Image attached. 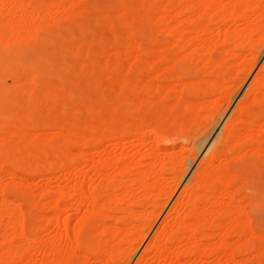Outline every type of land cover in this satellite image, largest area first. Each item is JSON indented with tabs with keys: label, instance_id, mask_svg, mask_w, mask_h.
<instances>
[{
	"label": "bare ground",
	"instance_id": "obj_1",
	"mask_svg": "<svg viewBox=\"0 0 264 264\" xmlns=\"http://www.w3.org/2000/svg\"><path fill=\"white\" fill-rule=\"evenodd\" d=\"M69 1L70 3L68 6L62 3H59V2L58 4L56 0L55 4L51 2L50 5H48L47 7H43L41 5L31 6L26 2V0H0V47L3 48V50L5 51L3 58L0 59V68L4 69L10 65H16V66L18 65V59L12 56L9 51L21 39L35 36L38 28L42 25V22L44 23V21H46L44 20L45 18L53 14L60 15L62 14V12L66 13V10L69 11L67 8L77 9L75 7L72 8L73 6L77 4L76 3L77 1L76 0H69ZM175 2H178L176 9L174 7L175 10L174 9L171 10V11H174V13H170L168 10H166V8H164L161 11L162 13H160L161 15L158 13L157 15L159 16H156V17L161 18L160 22H162V24L168 23L167 25L168 30H169V25L172 30L176 29L174 30L175 35H173L172 37L176 41L174 45H178L180 43L179 46L183 47V46H188L190 44H193L195 45V47L201 46L202 48L205 49V51H208L209 47H211L210 44L212 41L209 36L206 37L204 34L206 32L209 33L211 31L215 32L217 34L218 41L220 42L221 45H223V56L221 57V60L218 59L217 61H215V64L222 65V63L225 62L228 54L236 56L237 58L242 57L240 58L241 59L240 61H237V63H235V70L236 69L238 71L239 70L243 71V69L246 70L248 73L246 76V79H247V77L252 73V71L257 66L259 58L261 57L258 51H256L258 49L255 50V45L257 44L264 45V13L261 15L259 14V10L262 7H264L263 0H233L232 2L230 1L229 3H221L219 0H177ZM164 3L166 2L164 1ZM173 3L174 2H172V4ZM126 5H123V4L119 5L116 12H114V15H113L122 23H129L128 22L129 20H133L138 16V13L135 10L130 9V8L128 9ZM190 8H192L193 14L192 16H189L187 18L189 19L191 17V20L189 19L188 21L189 22L191 21L193 26L191 29H185V27L182 26L183 21L180 20L179 17L183 11H186ZM248 9H251L252 14L247 15ZM143 11H146V10H143ZM143 11L141 12L143 13ZM70 12L72 13V10L66 13L67 15L66 14L64 15L62 14V15L64 17L68 16V14L72 15ZM216 13L217 14L220 13V14H218L219 17L215 20L216 25L214 27L211 26L212 27L211 28L209 26V22L207 21L210 20L209 18ZM140 15H143V14H140ZM212 18L213 17H211V19ZM242 18L245 20L246 24L244 27L242 26L238 27L239 26L238 19H242ZM229 23L231 24L232 27L236 29L235 32L237 33L235 36H233L232 33H229V31L224 28L225 25H228ZM240 23L242 22L240 21ZM187 32H189L188 36H186ZM131 35L133 36V34ZM131 35L129 34V36ZM236 36H238L239 38L235 42H232V38L234 39V37ZM130 38H133V37H130ZM173 39H171V42L170 41L168 42L173 44L174 42ZM131 40L134 41V39H131ZM229 43H232V44L228 46ZM163 45L162 44L161 46L153 45V47H149L150 49L148 51L147 47H143L140 42H136L133 48L128 47L125 49L126 51L125 50L124 51L130 55V57H128L127 59L129 63H130L129 58H131V60L139 59L140 61V59H142L148 62L149 64H154L158 60H161L163 57L165 48H167L168 46L167 43L166 45L164 46ZM146 51H148L149 54H152L151 58L149 57L148 59L144 58L143 55L146 53ZM78 53L79 52H77V56H78ZM119 54L121 55V52ZM178 57H177V61H178ZM172 58L176 59V57H172ZM172 58H169V59L171 60ZM122 62L123 61H121V63ZM134 62L137 63L138 60L137 62L136 61ZM262 63L264 62L262 61ZM21 65L24 67L26 64L22 63ZM124 65L127 66V64L125 63ZM130 66L132 69V65ZM153 67L156 68V64H154ZM158 68L159 67H157V69ZM157 69H155V71H158ZM258 69L259 70L256 69L257 73L253 76V78H251L252 80L250 81L248 85L247 91L245 92V94L242 95L243 97L241 96L242 98L239 100V102H237L236 106L234 107L232 111L233 116L232 117L230 116V121L229 122L226 121L227 124L226 126L224 125L225 128L224 130H222L221 136L217 140L216 144L212 143L215 145L208 152L207 156L206 157L204 156L205 158L204 161H202L201 159L203 164L200 163L201 167L199 168V170H197L195 174L193 173L195 175L194 177L192 174L191 177L193 178V180L190 183L187 182L188 183L187 185L185 184L184 186H181L183 183L182 178L184 177L183 168H186L185 161L187 158L185 157L184 153H179V151L177 152L173 149V145L177 143L175 139L184 138L185 135L187 136V133L192 131L195 125L198 126V123L204 124L206 123V121H209L208 120L209 116L213 112H215L217 109L221 112L220 108H218L222 106V105L219 106L221 102H226L228 106L231 104L233 95H234L233 89H230L226 85L223 79L218 80L219 78L216 77L217 79H215L213 77V80H210L213 82L205 89L203 94L213 95L211 99H207V100L203 99L201 101L196 100L195 102H193L195 100L194 99L192 101L193 103H191L192 105H190L189 99H186L187 101L185 103L186 105L183 103H182L183 106L180 105L182 109V112H181L182 118L178 119V121L177 120H173L172 122L168 121L169 122L168 124L167 123L153 124V122L149 123V121L146 120L149 123L148 124L149 128L146 129L144 127L145 121L142 118L138 119L137 121L135 120L132 122H129V119H128L126 121V123L128 122V125L124 126L125 130H127L126 132H123L120 127L116 128L113 126H108L106 124H103L100 130L97 131L98 134L95 137H93L94 135L83 132V133H80L82 134L81 139H73L74 138L73 137L72 141L66 140V139H63L62 141L59 140L56 149H58V152L60 154L56 155L58 156V160L57 159L56 160L58 161L57 164L59 163L58 166L60 165L61 170L59 171V174H57V176L51 175V177H49L48 179H51V178L54 179V178L60 177L62 182H60V184L55 187L54 186H47V187L44 186L43 187L42 192L43 193L48 192V194L52 196L51 198L52 201L49 202V203L52 202V204L49 206V209L52 208V213L50 212L49 215L47 214L46 217L44 216V218L47 220L45 221L46 223L44 226L39 225L35 233L33 232V230L35 229H29L28 227H26L25 226L26 222L24 223V219L21 218V216L25 217L24 215H22L24 213L22 212L21 214L19 210L21 214L20 216L19 212L18 214L16 212H13L12 206L14 205L8 199L3 198L5 196L4 194L1 195L2 188H0V195L3 196V197L0 196V226L5 225L6 228L9 229V232L6 231V233H4L5 236L4 237L2 236L4 240L8 239L7 241H9L8 242L9 244L0 250L1 264L2 262L3 264L4 263L5 264H18V263L20 264L24 261H28L32 259V256L35 253L43 254L44 256H47L53 259L57 264H70L71 258L75 255L82 256V258L84 259V261L79 262V264H89L90 260H92L93 257L96 258V262L98 261L99 264H115L119 262V260H121L120 253L125 252V249H123V246L125 243L126 245L128 243V246H127L128 251L124 254L126 256L124 260H127L128 258L131 257L130 261L132 260V257H134L133 255L138 250V248L141 246V244L145 243L146 245L144 249L142 248L143 250V251L141 250L142 253L139 252L140 253L139 257H137L138 259L136 258L137 261L135 260L136 261L135 263L132 262L133 264H146V262H148L147 256L149 255L150 252H153L155 256L159 257L161 259V262H163L164 260L165 261L163 262L164 264H174V263L182 264L183 262L181 263L180 256H181V253L183 252H185L183 253L184 255L186 254L187 256H189V259H188L189 262L188 263L184 262V263L199 264V260L201 259L205 249H207V246H208V249L210 248L212 252L214 251L217 253L216 255H218V258L220 261H224L223 263H230V261L233 260V253H232V250L230 249L234 250L236 244L235 245L233 244V246L230 245V243L228 242L229 240H227L229 234L233 232L237 233L241 239V237L247 235L248 233L249 234L251 233L250 234L251 236L254 235L253 237H256L255 236L256 234H254L256 232L253 231V228H255L253 227V220L245 214L246 210L244 211L242 209L243 207L241 208L242 205L241 206L239 205V202H238L239 200L237 201V199L234 197L233 193L236 189L233 190V192L228 189L229 187H235L234 185L232 186L231 184H233V182L236 180L238 176L236 177V174L234 175L233 173H231V170H227V168L224 166V164H222V162H224L225 160H226L225 162L228 161L226 159L227 158L226 156L228 157L230 156V158L234 157V155L232 157L231 156L232 154L230 153H233L234 151H236L235 150L236 146L241 145V146H245L246 148L247 146L249 147L253 146V147H257V149H260V147L263 146V145L260 146V142L264 141V123H262L264 121L262 122L254 121L253 116H255L257 112L255 113L251 108V105L254 101H255L254 104H256V101H259V99L264 101V64L260 66ZM160 71L156 73L160 74ZM38 73L39 72L37 71V69H33L31 67V70L28 73L25 81L23 83H20L19 81H17L14 83V86L17 87V90L20 91V93L22 94L25 93L27 90H31V91L35 90L36 79H38V76H39ZM233 74L236 75L234 72ZM233 80L235 79L233 78ZM181 81H184V80H181ZM124 83L125 82H122V84ZM190 83L189 85L192 86ZM177 85L175 83L173 85L167 84L165 86L166 87L168 86L167 89L172 90L174 92V95H176V97H179V96H182L181 90L179 89L182 86L179 87L178 85L179 87L178 88ZM189 85H187V87L184 86L185 87L184 89L190 87ZM154 86L156 88H159L160 85L154 84ZM9 87L11 88L10 82L7 77L4 80H0V141H3L4 139L8 141L24 140L27 143H32L33 136H35V134L38 135L37 134L38 132L37 133L33 131H31L32 133L29 132L28 121H29L30 110L31 108L34 107L35 102L34 100H32V102L34 103L29 101L31 100V98H29V100H21V101L19 100V102L13 100L9 96L10 95ZM195 88L197 89V86H195ZM191 91H193V88L191 89ZM122 92H123V88H122ZM151 93L152 92H150L149 94ZM197 93H199L198 90H197ZM48 95H50L49 90L45 91L44 93L45 103H46V99ZM73 95L74 94H72V96ZM58 96L56 93V97ZM214 96L216 97L214 98ZM176 97H174V99L177 100ZM72 100H75V99H72ZM176 100H174L173 102H175ZM182 100H185V98H183ZM63 101H64V98H61V102L57 103V105L63 103ZM139 102L140 101H137L136 103H139ZM36 103H39V102L37 101ZM171 103H170L171 106L172 104L174 105V103L172 104ZM187 103H189V106L187 105ZM50 105L51 104L48 105V103L45 104V106L43 107L41 111V114L38 117V121L36 123V127H38V129L40 128L42 132L45 134L43 142L46 145L49 144V142L51 141V136L54 135L55 132H58V131L52 132L48 130L51 132V133L48 132L50 133L48 135L46 134V131H45L50 126H53L49 122L50 121L49 119H51L50 115L55 114V111H54L55 105L53 106H50ZM261 105H264L263 102ZM136 106H134V108ZM122 108L124 107H122V104L119 102L115 104L112 110L113 112H116V111L121 110ZM78 109L74 108L73 110L77 111ZM129 109L131 110L130 107ZM125 110H126V107L125 109H123V111L124 112L128 111V110L127 111ZM255 111H258V109ZM259 113L264 114V109L261 110ZM11 114H16L17 117L14 121L8 123L6 119ZM57 114L58 113H56V115ZM260 114L259 115L257 114V117H259ZM126 115L128 114L126 113ZM156 115L159 116V114H156ZM213 115L214 113L212 114L210 120H214L212 119ZM12 117L14 118L15 116H12ZM104 117L105 115L103 116V118ZM160 118L162 119V117ZM121 119L123 120V117ZM116 121L114 123H116ZM120 122L121 121H119V124ZM71 123L73 122L71 121ZM79 124H81V122ZM32 127H35V126L32 125ZM95 127L97 126L95 125ZM80 128L81 127H79V129ZM84 128H86L85 125H84ZM213 128H214V125H213ZM42 132L40 133L42 134ZM65 133L66 131L63 132V134ZM123 134L124 135L128 134L130 136L137 137V138H142V137H145L146 134H149L150 139L152 141V146L156 144V147H157L160 145V143H164V144L167 143L168 148H165L162 150L161 148H159V151H156L153 148L155 151L153 153L150 151V153L153 154V155L151 154V159L149 161L150 166L149 167L144 166L147 168L141 167V169L134 172L135 174L133 175L131 173L129 174V171L131 168H133L132 166H135L136 163H135V157L129 155L130 153H125L124 155H121V156L111 155V156H107L105 159L95 160L91 156H87L89 152L84 154V152H81L82 151L81 150L78 153L77 152L73 153L72 149L70 148V146H72L73 144L75 145V143L82 142L84 140H87L88 138L90 139L96 138L97 140L107 139V141H113L116 139H121V137H123ZM207 137H203V138L207 139ZM203 138H201V140ZM206 141H208V139ZM263 143L264 142H262V144ZM86 145L88 146V144ZM25 146L27 147V145ZM199 147H200V144L198 145V148ZM3 149L6 150L7 148H3ZM7 150L10 152V149H7ZM19 150L21 151V147L19 148ZM239 151L240 149L239 150L237 149L236 152H239ZM144 152L147 153V151L139 152L142 155L141 157H144L150 154L148 152V154L146 155ZM236 152H234V154ZM9 154L11 155V153ZM4 155H2V153L0 152V168H1L0 170L3 171L4 175L12 174V173L14 174L15 172L13 168L10 169L6 167L7 164L11 165L15 162L14 157L12 158V156L10 157L8 155L7 156H4ZM25 155L26 154H23V157H25ZM19 159L21 158L18 157V164L20 162ZM216 160H219L221 164L216 165L215 164ZM75 162L82 163L84 167H82L81 170L77 169L74 166ZM139 162H138L139 165L142 164ZM22 163L23 161L21 162V164ZM187 163H190V162H187ZM39 164L40 163H38V166ZM43 165L45 164L43 163ZM24 168L26 169L25 166ZM32 170L33 168L31 169V171ZM179 170H183V172L178 173ZM186 170H188V168L185 169V171ZM91 171L94 172L95 175L93 173L92 174L94 175L95 178L92 176H89V173H91ZM168 173L171 176L167 177ZM125 174L132 175L134 177L131 176L132 177L131 178L129 176H126ZM123 175L127 177L126 180L125 179L123 180V178H121ZM150 178H152L153 181H150ZM135 185H138V186L136 187ZM96 188L97 189L100 188L102 190L103 188L105 189L102 195V199H101L102 202H100L99 200L100 197H98L95 194ZM138 190L142 192L141 195L143 196L142 197L143 199L145 197V199L147 198L148 200L151 201L154 208L152 206V209L150 210L148 209L136 210L135 209V201L137 199L135 195ZM116 191H120V194H117ZM244 194L241 193V195H244ZM175 196L176 198L174 199V201H172ZM139 199L140 198L138 197V200ZM159 199H162V200L164 199V200L163 202L159 203L158 202ZM171 201L173 203L169 204V202ZM168 204L170 208L167 207L168 208L167 212L164 213L165 214L164 217L161 218V216L163 215V212L165 211V207ZM117 211L120 213L122 212L124 215H121V214L120 216L116 215ZM79 213H81L80 219L77 221L74 227H71L72 221L74 220L75 216ZM109 217L114 218L116 222H113V224H107L106 219H109ZM159 219L160 220L162 219V220L160 221ZM25 221H26V218H25ZM121 222L123 224L125 222V224L123 226H120L119 223ZM155 225H157L156 226L157 228L155 229V231H152L154 230L153 228H155ZM212 226H216L217 227L216 229L220 230V231L218 230L219 233L217 232L211 233V232L202 231L203 227L212 228ZM47 227H50V229L53 228V231L55 233L54 238L50 240V242L48 243H46L45 240L40 235L43 233L44 230H46L44 228H47ZM151 231L154 233H152L150 236ZM11 236L12 237L19 236L18 238L21 237L22 240L24 239L25 243L16 244L12 242V239L10 240V238H12ZM215 236L217 240H212V241L210 240L211 242H209V244H205L207 246H204L203 243L201 244V240H203V238H212ZM182 241H185L186 243L185 244L183 242L185 244L184 245L185 248L187 245L186 250L183 252L182 250L180 251L178 250L179 248H177L178 246L181 247L180 244ZM245 242H240V243H245ZM238 244L239 243H237V245ZM252 247L254 248V245H252ZM252 247L250 249H252ZM66 249L69 250V253H67ZM261 250L263 251V249ZM243 251H248V250L244 249ZM248 255L250 256V253H248ZM249 256H247L248 260L251 258V257L249 258ZM244 259H246V256L244 257Z\"/></svg>",
	"mask_w": 264,
	"mask_h": 264
},
{
	"label": "rangeland",
	"instance_id": "obj_2",
	"mask_svg": "<svg viewBox=\"0 0 264 264\" xmlns=\"http://www.w3.org/2000/svg\"><path fill=\"white\" fill-rule=\"evenodd\" d=\"M55 1L56 0H26V2L31 6L41 5L43 7H47L48 5H50L51 2L55 4L56 3ZM76 1H77L76 2L77 4L73 6L72 8L75 7L77 9L67 8L69 11L72 10V13L70 12L72 15L68 14V16H66L67 15L66 13L69 12L66 10V13L62 12L63 15L66 14L65 15L66 17H64L62 14L60 15L53 14L45 18L44 20L46 21L43 20L44 23L42 22V25L38 28L35 36L21 39L20 41L17 42L18 44L16 43L12 47V49L9 52L12 56L18 59L17 66L10 65L4 69L0 68V80H4L6 77L8 78L10 82V86L12 88L11 89L9 87L10 88L9 96L13 100L19 102V100L20 101L29 100V98H31V100L29 101L32 102V100H34L35 103L37 101L39 102L36 104L32 102L34 103V107L31 108L30 113H29V121H28L29 132L31 131L36 132V133L38 132L37 133L38 135L35 134V136H33V142L27 143L24 140L8 141L5 139L3 141H0V152L2 153V155H4L5 153L4 156H7V155L10 157L12 156V158L14 157L15 159V162L13 164L11 165L7 164L6 167L10 169L13 168L14 172L16 173V174L14 173L15 176L13 173H12L13 175L12 174L4 175L3 171L0 170L1 171L0 172V176H1L0 185L2 184L0 186V188H2L1 195L4 194L5 197L1 195L0 196L11 201L14 206L16 205L15 207L12 206L13 212H16L18 214L20 210L21 214L22 212L24 213L22 215H24L25 217L21 216L19 212L21 218L24 219V223L26 222L25 226L28 227L29 229H35L33 230L34 233L36 232L37 227L39 225H43V226L45 225L46 223L45 221L47 220L44 218V216L46 217L47 214L49 215L50 212L52 213V208L49 209V206L52 204V202L49 203L50 201H52L51 199L52 196H50L48 192L43 193L42 192L43 187L44 186L46 187L54 186L55 187L59 185L60 182H62L60 177L54 178V179L52 178L48 179L49 177H51V175L57 176V174H59V171L61 170L60 165L58 166L59 163L57 164L58 156H56L60 154L58 152V149H56L59 140L62 141L63 139H66V140L72 141L73 139H81L82 134L80 133H83V132L94 135L93 137H95L98 134L97 131L100 130L103 124H106L108 126H113L116 128L120 127L123 132H126L127 130H125L124 126L128 125V122L126 123L128 119H129V122H132V121H135V120L137 121L138 119L142 118L145 121L144 127L146 129L149 128L148 124L151 122H153V124H156V123H159V124L167 123L168 124L169 123L168 121H171V122L173 120L178 121V119L182 118V114H181L182 109L180 105L183 106V104L187 102L186 99H189L190 105H192L191 103L195 102L196 100L201 101L203 99L205 100L211 99L213 95L203 94L205 89L213 82L210 80H213V77L215 79L219 78L218 80L223 79L226 85L230 89H233L234 95H233L231 104L228 106L226 102H221L219 106L221 105L222 106L218 107L220 108L221 112L218 109L215 112H213L214 115L212 119L214 120H210L213 114L212 113L209 116V119H208L209 121H206V123L204 124L202 123L203 125L201 123H198V126L195 125L192 131L189 132L190 134L187 133V136L185 135L184 138L175 139V141L179 143L178 144L175 143L173 145V149L177 152L179 151V153H184L185 157L187 158L185 161L186 165L184 164L186 168H183L184 177L182 178L183 183L181 186H184L185 184L187 185L193 180V178L191 177L192 174L193 173L195 174L197 170H199V168L201 167V164H203L202 161H204L205 159L204 156L205 157L207 156L208 152L213 148V146L216 144L217 140L221 136L222 130H224L227 124L226 121L229 122L230 116L231 117L233 116L232 111L234 107L236 106L237 102H239V100L243 97L242 95L245 94V92L247 91L248 85L250 81L252 80L251 78H253V76L257 73V70H259L258 68L264 64L262 63V61L264 62V59H263L264 58V45L257 44L255 45V50L258 49L256 51H258L261 57L259 58L257 66L252 71V73L247 77V79H246V76L248 73L246 70L244 69L243 71L242 70L238 71L237 69H236L237 71L235 70V63H237V61H240L241 60L240 58L242 57L237 58L236 56L228 54L225 62L222 63V65L220 64H219L220 66L216 65L215 61H217L218 59L221 60V57L223 56V45H221L220 42L218 41L217 34L212 31L209 33L206 32L204 34L206 37L209 36L212 41L210 44L211 47H209L208 51H205V49L202 48L201 46L195 47V45L193 44H190L188 46H183L184 48L182 46L181 47L179 46L180 43L178 45H174L176 41L172 37L173 35H175L174 30L176 29L172 30L169 25V30H168V27H167L168 23L162 24V22H160L161 18L156 17V16H159L157 14L162 13L161 11L164 8H166V10H168L170 13H174V11H171V10L174 9V7L176 9L178 2H175V1L177 0H172V1L170 0H143V1L142 0L141 1L140 0H127L129 4L126 2V0H123V1L122 0H76ZM164 1L166 3H164ZM219 1L221 3H229L230 1L232 2L233 0H219ZM58 2L64 5H67V6L70 3L69 0H57V3ZM172 2H174L175 4L173 3L174 4L173 5ZM121 4L123 5L127 4L126 6L128 9L129 8L133 9L138 13V16L135 19L128 21L130 24L122 23L115 16H113L114 12H116L118 6ZM143 10H146V11H143ZM141 11H143V13ZM263 11H264V7H262L259 10V14L260 15L263 14L264 13ZM247 12H246L247 15L252 14L251 9H248ZM140 14H143V15H140ZM192 14H193L192 8L186 11H183L180 14L179 19L183 21L182 26L185 27V29H191L193 26L192 22L188 21L189 19L191 20V17L189 19L187 18L189 16H192ZM218 14L216 13L213 16H211L213 17L212 18L213 20L211 19V17L209 18L210 20H208L207 18L208 20L207 22H209L210 27L211 26L214 27L216 25L215 20L219 17ZM240 21L242 23H240ZM245 24L246 23L243 18L238 19V25H239L238 27L240 26L244 27ZM230 26L231 24L229 23L228 25H225L224 28L228 30L229 33H232L233 36H235L237 33L235 32L236 29ZM129 34L130 35L133 34V36L132 35L129 36ZM188 35H189V32L186 33V36ZM130 37H133V38H130ZM238 38H239L238 36L234 37V39L232 38V42H235ZM131 39H134L135 42ZM171 39H173L174 41V42L172 41L173 44L170 43ZM136 42H140L143 47H147L148 51L150 49L149 47H153V45L161 46V44L166 45L167 43L168 46L167 48H165L162 59L154 63L156 64V68L153 67L154 64H149L148 62L142 59H140L139 61V59L131 60V58H129L130 60V63H129L127 59L128 57H130V55L125 52L126 51L125 49L128 47L133 48ZM230 44L232 43H229L228 46ZM148 51H146L147 53V54L145 53L146 55L143 53L144 54L143 56L145 59L146 58L148 59V57L151 58L152 56V54H149ZM4 52L5 51L3 50V48L0 47V59L3 58ZM77 52H79L78 56H77ZM120 52H121V55L119 54ZM172 57H176V59ZM177 57H178V61H177ZM169 58H172L171 59L172 61ZM121 61L123 62L121 63ZM134 61H136L137 63H135ZM22 63L26 65L23 67L21 65ZM124 63L127 64V66L124 65ZM130 65H132V69ZM169 66L170 67L172 66V67L170 68ZM31 67L33 69H37V71L39 72L38 79H36V87H35V90L33 91L27 90L25 93L22 94L20 93V91L17 90V87L14 86V83L17 81H19L20 83H23L28 73L30 72ZM157 67H159L160 69L159 68L157 69ZM155 69H157L158 71L161 70L160 74L156 73L158 71H155ZM233 72L236 75H234ZM232 77L235 80H233ZM181 80H184V81H181ZM179 81H181L182 83L183 82L185 83L182 84ZM122 82H125V83L122 84ZM175 83L176 85L178 84L179 87L182 86L181 88H179L177 85V87L181 90L182 96L176 97V95H174V92L172 90L167 89L168 86L167 87L165 86L167 84L173 85ZM189 83L192 86H190ZM154 84H159L160 85L159 88H156ZM187 85H189L190 87L184 89L185 88L184 86L187 87ZM195 86H197V89L195 88ZM122 88H123V92H122ZM147 88L149 89V91ZM190 88L191 89L193 88V91H191ZM47 90L50 91V95H48L46 99V103H48V105L51 104L50 106L55 105V110H54L55 114L50 115L51 119H49L50 120L49 122L53 126H50L45 131H46V134L48 135L51 133L50 131L52 132L58 131V132H55L54 135L51 134L52 136L50 135L51 141L49 142V144L46 145L43 142L45 134L42 132L40 128L38 129V127H36V123L38 121V117L41 114L43 107L46 104L45 99H44V93ZM197 90L199 91V93H197ZM188 91H190L191 93ZM150 92L152 93L149 94ZM56 93H57V96L58 95L60 96L56 97ZM72 94L74 95L72 96ZM174 97H176L177 100L174 99ZM181 97L182 99L185 98V100H182ZM215 97L216 96H214V98ZM61 98H64L63 103L57 105V103L61 102ZM72 99H75V100H72ZM136 100L140 102L136 103L137 102ZM174 100L176 101L173 102ZM259 101H256V104H254L255 102L254 101L251 105L252 110L255 113L257 112L255 116H253V120L256 122L264 121V114L259 113L261 110L264 109V105H261L262 102L264 104V101L261 99H259ZM119 102L122 104V107L124 108H122L119 111L113 112L112 108L115 106V104ZM171 102L174 103V105ZM170 103L172 104V106L170 105ZM189 103H187L188 106H189ZM133 105L136 106L137 108L136 107L134 108ZM125 107H126L125 111L128 110L127 112L123 111ZM129 107L131 108V110L129 109ZM72 108L73 109L79 108V109L76 111V110H73ZM257 109L258 111H255ZM56 113L58 114L56 115ZM126 113L128 115H126ZM156 114H159V116H157ZM257 114L258 115L260 114V116L257 117ZM104 115L105 117L103 118ZM12 116H15V117L13 118ZM16 117H17L16 114H11L8 116L6 121H8V123L12 122L16 119ZM122 117H123V120L121 119ZM160 117H162V119ZM146 120H148L149 123ZM71 121L73 123H71ZM115 121L116 123H114ZM119 121H121L120 124H119ZM80 122L81 124H79ZM208 122H210L211 124ZM83 124L85 125L86 128H84ZM94 124L98 127V129L97 127H95ZM32 125L35 127H32ZM213 125H214V128H213ZM79 127L81 128L79 129ZM64 131H66L65 134H63ZM40 132H42V134ZM203 137H207L208 141H206L207 139ZM201 138L203 139L201 140ZM84 141H82L84 143L77 142L75 143V145L73 144L72 146H70L73 153H76V152L78 153L81 150H82L81 152H84V154L89 152L87 156H91L95 160L105 159L107 156H111V155L121 156V155H124L125 153H130L129 155L135 157V163H136L135 166H132L133 168L135 167L134 170L133 168H131L129 171V174L131 173L132 175L135 174L134 172L141 169V167L143 168L144 166H147V167L150 166L149 161L151 159V154L155 150L159 151V148H161V150L168 148L167 143L165 144L160 143V145L157 146L158 148L156 147V144L152 146V141L150 139L149 134H146L145 137H142V138L133 137L128 134L126 135L123 134V137H121V139H116L113 141H107V139L97 140L96 138H91V139L88 138L87 140H84ZM262 142H260V146L262 145L263 146L260 147V149H257V147H253V146L252 147L247 146V148L241 145L236 146L235 150L237 151V149L238 150L240 149L239 151L240 153L234 151L236 152L235 154L234 152L230 153L232 154L231 155L232 157L234 155L233 158H230V156L229 157L226 156L227 157L226 159L228 161L225 162L226 161L225 160L224 161L225 163L222 162V164H224L227 170H231V173H233L234 175L236 174V177L238 176L236 180L233 182V184H231L232 186L234 185L235 187H229L228 189L232 192L233 190L236 189L235 191L237 192L234 191L233 193L234 197L237 199V201L239 200L238 201L239 205L240 206L242 205L241 208L243 207L242 209L244 211L246 210L245 214L253 220V227H255L253 228V231L256 232L254 233L256 234L255 235L256 237H253L254 236L253 233H252L253 236L250 235L251 233L250 234L248 233L247 235H245L246 237L243 236L240 239L237 233L233 232L229 234L227 240H229L228 242L230 243V245L233 246V244L234 245L236 244L235 248L233 247L234 250L230 249L232 250L233 260H234V261L231 260L230 263H223L224 261H220L218 258V255H216L217 253L214 251L212 252L211 249L210 248L208 249V246L205 245V244H209V242H211L212 240H217L216 236L212 238H203V240H201V244L203 243L204 246H207L208 250L205 249L203 253L204 256L202 255L201 259L199 260V264H264L263 263L264 262V252H263L264 251V155H263L264 154L263 153L264 143L262 144ZM212 143H215V144H212ZM86 144H88V146ZM199 144H200V147L198 148ZM25 145H27V147ZM20 147H21L22 152L19 150ZM3 148L10 149V152L7 149L5 150ZM29 150H31L32 152ZM141 151H147V153L144 152L146 155L148 154V152L150 153V151L152 153L148 154L147 156L141 157L142 155L141 153H139ZM9 153H11V155ZM23 154H26L25 157H23ZM41 156L42 157L44 156V157L42 158ZM18 157L21 158L19 159L20 161L19 164H18ZM21 160L23 161L22 164H21L22 162ZM37 162L40 163L39 166ZM138 162L142 163L140 164L141 166L138 164ZM187 162H190V163H187ZM43 163L45 165H43ZM215 164L220 165L221 162L219 160H216ZM24 166L26 167V169L24 168ZM74 166L79 170H81L82 167H84L83 164L80 162L79 163L75 162ZM147 167H144V168H147ZM32 168L33 170L31 171ZM187 168L188 170L185 171V169ZM183 170H179L178 173L183 172ZM92 173L94 174V172L91 171V173H89V176L94 177L95 174L93 175ZM194 174H193V177L195 176ZM125 175L129 177L132 176L128 174H125ZM169 176L171 175L168 173L167 177ZM121 178H123V180L127 179V177H125L124 175ZM150 181H153V179L150 178ZM135 186L137 187L138 185H135ZM104 190H105L104 188L103 190L100 188L95 189V194L98 197H100L99 198L100 202H102L101 199H102ZM116 193L120 194V191H116ZM241 193L242 194L245 193V194L241 195ZM139 194L140 195L142 194L140 190H138L135 195V197L137 198L135 201V209L136 210L152 209L153 204L151 203V201L148 200L147 198L145 199V197L143 199L142 198L143 196L142 195L140 196ZM176 196L173 198L172 201H174ZM138 197L140 198L139 200H138ZM163 200L159 199L158 202L161 203L163 202ZM172 201L169 202V204L173 203ZM169 204L165 207V211L163 212V215L161 216V218L164 217L165 215L164 213H166L167 209L170 208ZM116 213H117L116 215H119V216L120 214L124 215L122 212L120 213L117 211ZM80 217H81V213L75 216L74 220L71 223V227H74L76 225ZM25 218H26V221H25ZM113 222H116V221L112 217L111 218L109 217V219H106L107 224H113ZM121 223H119L120 226H123L125 224V222L124 224L123 223L121 224ZM157 225H155V228H153L154 230L152 231H155V229L157 228L156 227ZM207 228L203 227L202 231L211 232V233L212 232L219 233L218 232L219 229H216L217 228L216 226H212V228H209V227ZM44 229H43L44 231L42 230L43 233L40 235L45 240V242L48 243L50 242V240L54 238L55 233L53 231V228L50 229V227H47ZM6 231L9 232V229H7L5 225H1L0 226V250L9 244L8 243L9 241H7L8 239L6 240L3 239V237L5 236L4 233H6ZM152 231L150 233V236L152 233H154ZM15 237L10 238V240L12 239V242L16 244L25 243V240L24 239L22 240L21 237L20 238H18L19 236H17L16 238ZM183 242L185 243V241L181 242L180 244L181 247L180 246L177 247L179 248L178 250L180 251L182 250V252L185 251L187 248V245H186V248L184 246L186 243L184 244ZM240 242H245V243H240ZM237 243L239 244L237 245ZM125 245L126 243L124 244V246L122 245L123 249H125V252L120 253L121 260H119V262L115 264L135 263L138 259L137 257H139V254L142 253L143 251L142 248L144 249V247L146 246L145 243H142L141 246L138 248V250L133 255L134 257H132V260L130 261L131 257L128 258L127 260H124L126 257L124 254L128 251V247H127L128 243L126 246ZM252 245H254V248L252 247ZM251 247L252 249H250ZM244 249L248 251H243ZM261 249H263V251ZM66 250H67V253H69V250L68 249ZM183 253H181L180 261L181 263L183 262L182 264H187L189 262L188 261L189 256H187L186 254L184 255ZM248 253H250V256L248 255ZM154 256L155 255L153 254V252H150L149 255L147 256L148 262H146V264H162L163 262H165L164 260L163 262H161V259L159 257L157 256L154 257ZM245 256L247 260L244 259ZM247 256L251 258L248 260ZM82 261H84L82 256L75 255L71 258L70 264H79V262H82ZM184 262H187V263H184ZM20 264H57V263L53 259L47 256H44L43 254L35 253L32 256V259L28 261H24ZM89 264H99V262L98 261L96 262V258L93 257V259L90 260Z\"/></svg>",
	"mask_w": 264,
	"mask_h": 264
}]
</instances>
